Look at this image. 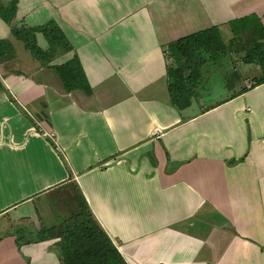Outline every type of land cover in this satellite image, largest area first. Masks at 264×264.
I'll return each instance as SVG.
<instances>
[{"label": "crops", "instance_id": "crops-1", "mask_svg": "<svg viewBox=\"0 0 264 264\" xmlns=\"http://www.w3.org/2000/svg\"><path fill=\"white\" fill-rule=\"evenodd\" d=\"M248 14L264 27V0H16L17 24L53 19L72 50L41 64L0 18V264H60L32 238L71 182L127 264H264V82L236 74L210 103L198 85L179 110L166 74L169 42ZM73 54L90 94L49 67Z\"/></svg>", "mask_w": 264, "mask_h": 264}, {"label": "trees", "instance_id": "trees-1", "mask_svg": "<svg viewBox=\"0 0 264 264\" xmlns=\"http://www.w3.org/2000/svg\"><path fill=\"white\" fill-rule=\"evenodd\" d=\"M16 0L6 3L0 1V18L9 26L11 35L22 42L25 49L41 64L48 65L59 52L72 50L70 41L65 36L59 24L52 19L38 25H28L15 22ZM233 35L241 31L244 37H249L248 49L243 56V62L257 64L262 75L253 78L250 87L264 82V27L257 15L242 16L228 22ZM223 30L212 25L190 34L181 36L166 45L171 63L166 67L167 88L171 104L181 110L190 105L196 94L193 89L199 85L200 65L203 55L216 54L223 51L221 34ZM40 35L45 41L42 48L37 43ZM15 56L13 43L0 39V62ZM58 75L66 91L81 90L90 94L91 89L76 54L60 64L49 66ZM249 87V88H250ZM0 82V90L2 89ZM248 87H243L241 92ZM61 196L54 197L53 202L67 208L64 217L57 214L58 224L41 225L33 241L55 238L54 247L59 256L60 264H127L111 239L94 218L81 190L76 183L67 184ZM61 189L66 187L61 186ZM65 199V200H64ZM17 244L23 241L20 234L16 235Z\"/></svg>", "mask_w": 264, "mask_h": 264}, {"label": "rangeland", "instance_id": "rangeland-1", "mask_svg": "<svg viewBox=\"0 0 264 264\" xmlns=\"http://www.w3.org/2000/svg\"><path fill=\"white\" fill-rule=\"evenodd\" d=\"M252 15L255 14H251V16ZM221 29L223 30L221 37L225 40L223 42V51L216 54L206 53L202 56L203 60L201 61L200 69L202 70L201 78L203 83L198 86L200 98L197 99L202 103H210V101H216L227 95L231 90L228 88V85H230L231 82H234L236 74H241L245 79L243 83L241 82L242 85H251L253 78L260 76L263 73L257 64L243 62V56L246 49L249 47V37H244L241 31L232 35L230 29H226L224 26L221 27ZM197 100L193 103L192 110H197L200 107V102ZM45 198L46 201H43L44 206L42 208V215L45 217L48 225L54 223L57 225L60 218H57L56 213H59V217H64L68 213L67 208L62 204L59 206L52 204L54 202L49 201V196H46ZM15 229L19 231V233H23L22 229H19V227H16ZM17 231L14 232L16 233Z\"/></svg>", "mask_w": 264, "mask_h": 264}, {"label": "built area", "instance_id": "built-area-1", "mask_svg": "<svg viewBox=\"0 0 264 264\" xmlns=\"http://www.w3.org/2000/svg\"><path fill=\"white\" fill-rule=\"evenodd\" d=\"M41 133H42L44 136L50 138V139L52 140V142L55 143V134H54V132L49 131V130H42ZM54 145H56V144H54Z\"/></svg>", "mask_w": 264, "mask_h": 264}]
</instances>
